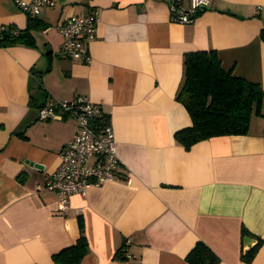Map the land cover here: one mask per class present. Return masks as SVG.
<instances>
[{
  "label": "crops",
  "instance_id": "crops-1",
  "mask_svg": "<svg viewBox=\"0 0 264 264\" xmlns=\"http://www.w3.org/2000/svg\"><path fill=\"white\" fill-rule=\"evenodd\" d=\"M171 1L57 0L35 16L0 0V27L28 28L32 42L0 45V264H49L79 236V215L89 245L80 264H122L113 254L125 238L143 264H190L197 240L217 264H264V117L253 115L246 134L187 149L174 138L191 125L175 98L185 52L214 49L225 70L264 89V0H209L185 24L171 20ZM91 11L99 22L90 62L61 57L57 25ZM76 95L100 102L131 183L90 186L60 211L39 186L76 123L40 119L38 109Z\"/></svg>",
  "mask_w": 264,
  "mask_h": 264
},
{
  "label": "built area",
  "instance_id": "built-area-1",
  "mask_svg": "<svg viewBox=\"0 0 264 264\" xmlns=\"http://www.w3.org/2000/svg\"><path fill=\"white\" fill-rule=\"evenodd\" d=\"M23 11L39 15L46 7H52L57 0H13ZM209 0H190L186 7L182 0H172L169 4L172 21L182 24L193 21L194 14ZM99 15L95 11L87 14L72 13L57 25L61 35L59 54L65 58H81L90 62L89 43L96 37ZM66 114L76 123V131L59 152V163L39 188L52 190L60 211L66 209L71 196H84L90 186H100L107 181L123 178L131 183V175L122 176V167L117 155L116 142L109 120L103 123L100 102L82 95L71 99L48 100L39 107L40 119H61ZM129 238L124 239L126 256L130 253Z\"/></svg>",
  "mask_w": 264,
  "mask_h": 264
},
{
  "label": "trees",
  "instance_id": "trees-1",
  "mask_svg": "<svg viewBox=\"0 0 264 264\" xmlns=\"http://www.w3.org/2000/svg\"><path fill=\"white\" fill-rule=\"evenodd\" d=\"M33 19L29 18V27L35 24ZM259 36L264 41V28L260 30ZM5 40L32 43L28 28L19 30L13 26L0 27V45L6 44ZM182 64L183 75L175 98L187 109L191 125L177 130L174 138L186 149L212 136L246 134L253 115L264 117V112L261 111L264 89L258 82L234 76L231 71L225 70L216 50L185 52ZM106 120L108 119L103 116V123ZM77 223L79 236L75 242L52 253L49 264H80L89 245L81 215L78 216ZM256 249L257 246L246 252L243 259L251 261ZM113 259L122 264H143L133 261L131 255L129 258L126 256L124 241L115 250ZM185 259L190 264H217L219 261L217 254L202 240L195 242Z\"/></svg>",
  "mask_w": 264,
  "mask_h": 264
}]
</instances>
